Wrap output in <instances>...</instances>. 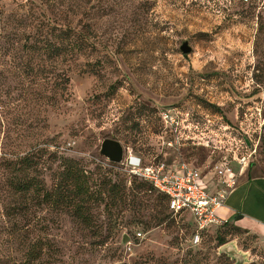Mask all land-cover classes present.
<instances>
[{
	"label": "rangeland",
	"instance_id": "obj_1",
	"mask_svg": "<svg viewBox=\"0 0 264 264\" xmlns=\"http://www.w3.org/2000/svg\"><path fill=\"white\" fill-rule=\"evenodd\" d=\"M44 21L57 43L69 45L70 37L61 39L52 24L87 42L75 46L74 59L56 63L68 77L64 94L58 75L19 70L29 55L23 44ZM184 41L187 54L179 49ZM173 106L182 118L180 147L165 143L170 136L159 117ZM105 138L118 140L123 156L190 163L209 183L225 161L244 193L228 200L234 213L227 222L192 244L190 215L171 213L155 190L120 200L119 183L130 188L142 181L99 153ZM1 142L20 155L33 145L43 149L32 174L47 189L57 181L60 157L95 173L83 209L28 199L27 238L52 242L49 264H234L220 252L229 243L245 254L244 264H264V181L256 177L264 176V0H0ZM6 189L0 223L2 200H16ZM160 213L165 218L158 222ZM256 223L258 236L248 228ZM0 252V264L24 260L17 242L0 243Z\"/></svg>",
	"mask_w": 264,
	"mask_h": 264
},
{
	"label": "trees",
	"instance_id": "obj_2",
	"mask_svg": "<svg viewBox=\"0 0 264 264\" xmlns=\"http://www.w3.org/2000/svg\"><path fill=\"white\" fill-rule=\"evenodd\" d=\"M47 23L41 22L39 25H35L37 33L31 35L28 39L31 41L28 44H23L24 48H27L29 55L27 60L19 67L21 75L35 76L37 73L41 76L49 78L58 75L56 86L61 89V93L64 94L67 90L68 77L63 70L57 69L58 61H64L66 58H75V46L80 47L82 44H86V40L82 34L75 32L69 28H60L57 25L52 24L53 29L59 31L61 39L70 37L68 44L57 43L55 37L52 34L47 35L45 33ZM74 33L69 35L68 33ZM30 35V34H28ZM74 36L75 38H72ZM8 63V62H7ZM30 94V92H26ZM6 104L4 106H9ZM8 108V107H7ZM6 108V109H7ZM23 134L19 133L21 137ZM8 141V136H5ZM6 142V141H5ZM5 142H1L0 146V168L4 171V183L0 187L2 192L5 186L6 192L9 194V190L12 191V195L16 197L14 202L10 200H2L1 215L3 223H0V243L1 246H7L11 242H17L18 245L24 250V260L22 264H49L48 260L49 251L52 249V242L45 240L47 238L42 237H28L29 230H32L30 221H32L27 214L28 199L33 200L36 205H47L48 207H63L71 208L74 210L83 209L84 202L91 196L90 192V179L94 172L84 170V168L78 164L76 160L70 158L60 157V163L62 168L57 174V181L54 183L51 189H47L43 180H40L35 173L37 171V165L40 163L38 159H41V150L37 146L33 145L26 150L24 154H19V151H14L5 145ZM5 145V147H4ZM20 144H18L19 146ZM10 146V144H9ZM17 146V147H18ZM7 150H3L6 148ZM139 156V155H138ZM141 157V156H140ZM142 159V157H141ZM143 160V159H142ZM148 163L147 161L143 160ZM110 164H114L110 162ZM135 178L142 181V183L134 184V186L127 188L124 184H118L119 188L115 191L121 201H127L130 197V201H136L140 194L144 195L147 190H155L164 199L167 209L168 200L166 195L156 190L149 182L142 180L136 176ZM102 182L105 180L101 178ZM146 184L148 187H146ZM116 182H113L112 186H115ZM113 191V189H111ZM144 191V192H143ZM81 194V195H80ZM170 211V210H169ZM171 212V211H170ZM172 213V212H171ZM181 214V213H178ZM75 216V212H73ZM83 217V216H82ZM88 217V214H87ZM87 217H83L89 221ZM165 218V214L157 215L158 222H161ZM192 227L194 232V224L192 221ZM218 228V227H213ZM97 233L99 226L94 229ZM208 230L201 233L202 235ZM30 239H36L29 241ZM201 241V240H200ZM220 245L224 244L223 239L220 240ZM59 251L55 248L53 252ZM0 259L2 252H0ZM2 261V260H1ZM36 261V262H35ZM13 264V263H12Z\"/></svg>",
	"mask_w": 264,
	"mask_h": 264
},
{
	"label": "built area",
	"instance_id": "obj_3",
	"mask_svg": "<svg viewBox=\"0 0 264 264\" xmlns=\"http://www.w3.org/2000/svg\"><path fill=\"white\" fill-rule=\"evenodd\" d=\"M159 117L163 132L170 136L165 143L170 147H180L183 135L179 110L175 106L162 108ZM245 159L243 156L241 162L244 163ZM121 164L130 175L149 182L156 190L166 195L168 208L173 214L188 213L193 218L192 244L200 242L202 232L228 221L221 219L217 214V210L224 205L230 190L238 181V175L227 162L222 161L216 168L220 186L213 193L201 185V173L190 163L180 162L177 169H172L165 162L146 163L134 152L127 151Z\"/></svg>",
	"mask_w": 264,
	"mask_h": 264
},
{
	"label": "water",
	"instance_id": "obj_4",
	"mask_svg": "<svg viewBox=\"0 0 264 264\" xmlns=\"http://www.w3.org/2000/svg\"><path fill=\"white\" fill-rule=\"evenodd\" d=\"M182 53H189L191 46L187 41L182 42L179 47ZM99 153L106 157L110 162L120 163L123 159L124 149L118 140L105 138L100 144ZM128 236L123 235L122 242H126ZM220 252L226 254L230 258L235 260L234 264H244L246 262L245 254L238 251L234 244L229 243L220 247Z\"/></svg>",
	"mask_w": 264,
	"mask_h": 264
},
{
	"label": "crops",
	"instance_id": "obj_5",
	"mask_svg": "<svg viewBox=\"0 0 264 264\" xmlns=\"http://www.w3.org/2000/svg\"><path fill=\"white\" fill-rule=\"evenodd\" d=\"M169 166L172 168V169H177L178 168V164H169ZM201 173V172H200ZM257 178H261L260 180H263L264 181V176H256ZM253 181V180H252ZM251 181V182H252ZM200 183H201V185L206 189V190H208L209 192H215L217 189H218V187L220 186V179L218 178L217 180H215V181H213L212 183H209V182H205L204 181V178H203V175H202V173H201V178H200ZM247 183H249V182H245V184H247ZM260 183V182H259ZM237 185V184H236ZM236 185L230 190V192H229V194H228V196L226 197V199H225V202H224V205L223 206H221L219 209H223V213L221 214V215H219L218 214V210H217V214H218V216L221 218V219H223V220H228V218L234 213V209H233V207H226V204H228V200L229 199H231V198H236L237 196H241V194H243L244 193V191L242 190V185H240V186H237V188H236ZM249 185V187H250V185H251V183L250 184H248ZM248 190H249V188H248ZM248 190L245 192V194H247V192H248ZM224 211H225V213H224ZM191 217V216H190ZM191 219H192V221H193V218L191 217ZM257 225H260L259 223H256V224H252L250 227H248L249 228V231L250 232H252V233H254V234H256L254 231H258V229H257ZM262 229H264V228H262ZM257 235V234H256ZM258 236V235H257Z\"/></svg>",
	"mask_w": 264,
	"mask_h": 264
}]
</instances>
